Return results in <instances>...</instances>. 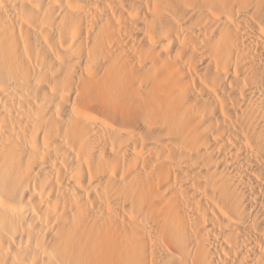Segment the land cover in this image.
I'll use <instances>...</instances> for the list:
<instances>
[{"label":"bare ground","instance_id":"1","mask_svg":"<svg viewBox=\"0 0 264 264\" xmlns=\"http://www.w3.org/2000/svg\"><path fill=\"white\" fill-rule=\"evenodd\" d=\"M0 264H264V0H0Z\"/></svg>","mask_w":264,"mask_h":264}]
</instances>
